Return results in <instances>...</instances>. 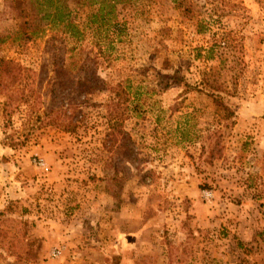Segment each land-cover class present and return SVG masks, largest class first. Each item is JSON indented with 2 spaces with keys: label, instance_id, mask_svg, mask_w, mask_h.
I'll use <instances>...</instances> for the list:
<instances>
[{
  "label": "rangeland",
  "instance_id": "rangeland-1",
  "mask_svg": "<svg viewBox=\"0 0 264 264\" xmlns=\"http://www.w3.org/2000/svg\"><path fill=\"white\" fill-rule=\"evenodd\" d=\"M114 14L72 54L19 38L0 0V264H248L264 252V0Z\"/></svg>",
  "mask_w": 264,
  "mask_h": 264
},
{
  "label": "trees",
  "instance_id": "trees-1",
  "mask_svg": "<svg viewBox=\"0 0 264 264\" xmlns=\"http://www.w3.org/2000/svg\"><path fill=\"white\" fill-rule=\"evenodd\" d=\"M79 1H83L90 8L96 0ZM118 1L100 0L96 12L82 16L78 15L74 0H7L20 26L16 31L19 38L30 41L34 37H42L44 34H48V42L53 43L58 40L60 41L59 47L64 43L70 45L71 48H68V51L72 54L75 52L76 44L83 40L84 31L93 27L94 24L97 29L106 25L115 27L119 25L114 21V12ZM53 51H55L53 56L56 58L55 61L62 58L63 53L60 52V48H55ZM55 61L54 63L57 65ZM10 62L7 64L9 65ZM6 66H3V61L0 60V82L4 74L8 72L5 70ZM55 73L60 77L61 70L55 68ZM94 80L98 81L95 76ZM84 84L89 83L84 82ZM214 99L218 106L220 105L223 110H227L219 102L220 97H214ZM116 263L119 264L117 260Z\"/></svg>",
  "mask_w": 264,
  "mask_h": 264
},
{
  "label": "crops",
  "instance_id": "crops-1",
  "mask_svg": "<svg viewBox=\"0 0 264 264\" xmlns=\"http://www.w3.org/2000/svg\"><path fill=\"white\" fill-rule=\"evenodd\" d=\"M253 254H254V256H253ZM198 255H202V253L199 252ZM119 257H120V256H119ZM248 259H249L248 264H258V263H257L258 260H259L262 264H264V252H260V251H258V252H256V253L253 252V253L250 254V256L248 257ZM120 264H122V257H120ZM198 264H205V261L202 260V258H201V260H198ZM259 264H260V263H259Z\"/></svg>",
  "mask_w": 264,
  "mask_h": 264
},
{
  "label": "built area",
  "instance_id": "built-area-1",
  "mask_svg": "<svg viewBox=\"0 0 264 264\" xmlns=\"http://www.w3.org/2000/svg\"><path fill=\"white\" fill-rule=\"evenodd\" d=\"M36 165L39 166V168L43 169L44 171H47V169H48V168L45 166V163H44L41 159L36 160ZM59 253H60L59 250H55V251L53 252L54 255H55V254H59Z\"/></svg>",
  "mask_w": 264,
  "mask_h": 264
}]
</instances>
